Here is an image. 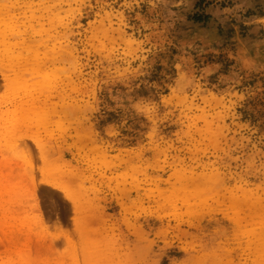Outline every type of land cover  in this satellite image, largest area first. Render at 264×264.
<instances>
[{
    "label": "rangeland",
    "instance_id": "1",
    "mask_svg": "<svg viewBox=\"0 0 264 264\" xmlns=\"http://www.w3.org/2000/svg\"><path fill=\"white\" fill-rule=\"evenodd\" d=\"M0 191L33 264H264V0H0Z\"/></svg>",
    "mask_w": 264,
    "mask_h": 264
},
{
    "label": "bare ground",
    "instance_id": "2",
    "mask_svg": "<svg viewBox=\"0 0 264 264\" xmlns=\"http://www.w3.org/2000/svg\"><path fill=\"white\" fill-rule=\"evenodd\" d=\"M40 184L42 186L48 185L52 188L60 187V184L55 179L50 178L41 180ZM1 194L2 192L0 191ZM0 244L5 248L3 254L6 261L3 262L4 264H33L35 262V253L31 246V241H27L23 234H18L10 229L6 222L0 228ZM0 258H2V254Z\"/></svg>",
    "mask_w": 264,
    "mask_h": 264
}]
</instances>
